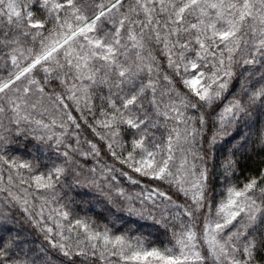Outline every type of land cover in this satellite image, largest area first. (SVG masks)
Returning <instances> with one entry per match:
<instances>
[{"label":"snow or ice","instance_id":"snow-or-ice-1","mask_svg":"<svg viewBox=\"0 0 264 264\" xmlns=\"http://www.w3.org/2000/svg\"><path fill=\"white\" fill-rule=\"evenodd\" d=\"M57 254L264 264V0H0V264Z\"/></svg>","mask_w":264,"mask_h":264},{"label":"trees","instance_id":"trees-1","mask_svg":"<svg viewBox=\"0 0 264 264\" xmlns=\"http://www.w3.org/2000/svg\"><path fill=\"white\" fill-rule=\"evenodd\" d=\"M103 211L102 208H98L94 211H92L90 214L94 215V216H97L98 219H103V217L101 215H99V213H101ZM136 223L139 225V226H143L145 229L151 231L153 229V223L151 221H142V220H137ZM31 239V238H30ZM40 237L37 235L35 236V240L37 242L40 241ZM53 259L56 261V264H60V258L57 255H54L53 256Z\"/></svg>","mask_w":264,"mask_h":264}]
</instances>
